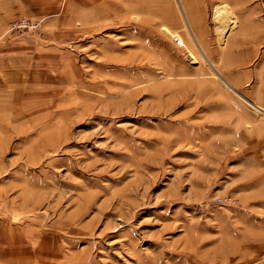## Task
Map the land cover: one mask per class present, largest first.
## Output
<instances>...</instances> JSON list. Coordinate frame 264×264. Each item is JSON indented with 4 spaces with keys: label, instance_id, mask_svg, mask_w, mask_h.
<instances>
[{
    "label": "rangeland",
    "instance_id": "rangeland-1",
    "mask_svg": "<svg viewBox=\"0 0 264 264\" xmlns=\"http://www.w3.org/2000/svg\"><path fill=\"white\" fill-rule=\"evenodd\" d=\"M244 152L264 159V0H0L1 252L264 264Z\"/></svg>",
    "mask_w": 264,
    "mask_h": 264
},
{
    "label": "crops",
    "instance_id": "crops-1",
    "mask_svg": "<svg viewBox=\"0 0 264 264\" xmlns=\"http://www.w3.org/2000/svg\"><path fill=\"white\" fill-rule=\"evenodd\" d=\"M260 107L263 108L261 105ZM253 118L256 119V116H254ZM250 138L251 136L250 135L247 136L246 134L244 135V137H240L241 147L243 145L250 146L251 144ZM251 148L252 147H248L245 151L251 150ZM258 150L259 149L255 151ZM249 152H244V155L246 154L249 156L248 158L244 159L245 160L244 162H246V165H252V166L254 165L255 167L254 171L256 172L254 177L260 178L264 182V159L262 158L261 155L257 154V152L247 154ZM11 243L12 244H10V246H12L13 248H10L4 252H1L0 250V255L3 260L2 264H43L45 262V259L47 258L46 256H48V249L49 248L52 249L51 247L47 248L42 244H38L40 247H30V244H23V243H27L24 239H19V242L17 243H15L12 240ZM54 250L56 249L54 248ZM31 251H33V253ZM49 254L51 253L49 252Z\"/></svg>",
    "mask_w": 264,
    "mask_h": 264
},
{
    "label": "bare ground",
    "instance_id": "bare-ground-1",
    "mask_svg": "<svg viewBox=\"0 0 264 264\" xmlns=\"http://www.w3.org/2000/svg\"><path fill=\"white\" fill-rule=\"evenodd\" d=\"M225 12H226V11H225ZM227 16H229L228 19L232 17L231 15H228V14H227ZM223 28H224V27H223ZM227 29H228V28H227ZM176 35H177V34H176ZM178 39H180V38H178ZM181 42H182V41H181ZM182 45H183V44H182ZM188 54H189V53H188ZM190 56H191V55H190ZM191 57H193V56H191Z\"/></svg>",
    "mask_w": 264,
    "mask_h": 264
}]
</instances>
